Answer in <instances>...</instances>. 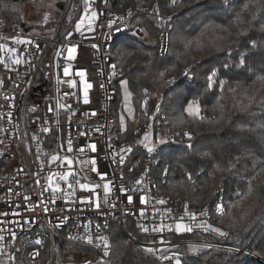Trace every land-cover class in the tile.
I'll return each instance as SVG.
<instances>
[{
    "label": "built area",
    "instance_id": "obj_1",
    "mask_svg": "<svg viewBox=\"0 0 264 264\" xmlns=\"http://www.w3.org/2000/svg\"><path fill=\"white\" fill-rule=\"evenodd\" d=\"M238 1L230 0V4ZM6 2L15 4L12 0H2L3 4ZM191 2L196 3L198 0H175V4L172 0H135L134 4L128 5L118 3L117 0H81L72 7L64 22L65 28L56 30L51 26L58 21L57 13H39L30 5L15 4L24 12L23 21L10 23L8 19L11 17L5 18L3 6H0V57L8 63L7 68L0 64V80L3 81L0 85V127L5 129L0 132V139L4 141L0 144V213H8L7 216L0 215V221H13L11 224H0V228L6 229L3 232L5 240L0 242V247L4 249L0 255V264H13L10 257L15 258L14 264H86L87 261L92 264H114L111 260L112 244L106 234L112 221H118L126 237L139 248L162 249L152 253L161 264H175L177 256L180 260L185 256L174 250L190 245H197L198 249L235 252L253 262L264 264L254 253L228 244L231 234L214 220L210 207L196 210L187 205L186 212L185 203L160 192L158 181L152 175V168L160 164L159 155L164 149L173 145L190 148L189 136L185 135L187 131L171 133L151 154L146 151L142 170L133 162L132 147V151L126 154L125 161L122 164L116 163L119 161L116 153H119L122 147L130 145L121 142L115 133L116 117L112 107L117 101V92L114 82L121 74L113 68L114 50L125 41H134L154 47L160 55H166L179 8L184 3ZM156 6H159L160 15L164 17L163 25L155 14ZM130 11L131 15H128ZM93 13H96L95 18ZM45 16L47 19H44ZM136 18L158 20V35L150 33L146 27L135 25ZM81 20L84 25L82 30L77 32L75 25ZM118 28L120 30H117ZM139 28L146 29V33L134 34ZM69 32L72 34L66 39ZM12 38L31 40L33 44H16ZM36 44H39V50L36 49ZM94 44L98 45V49L93 48ZM69 46L77 48L72 60L67 59ZM7 48L15 49L16 55L26 62L14 65L8 60L11 53L6 51ZM13 68L15 70H10ZM64 68H68L69 75L63 74ZM81 70H86L83 78L76 75ZM73 80L76 82L75 88L70 83ZM84 81L92 85L88 89L87 104L83 102ZM65 92L71 95L65 96ZM12 97L14 99H10ZM151 100L150 95H147L145 101ZM58 101L70 104L71 108L56 107ZM50 105L53 106L52 112L47 111ZM160 111L161 104L157 102L150 112L151 119L156 121ZM93 112L96 115H92ZM163 120L166 122L165 117ZM43 127L52 131L44 133L40 130ZM97 128H100L99 132L96 131ZM34 130L35 135L39 137L38 141L32 139ZM81 132L87 135H79ZM69 139L72 141L71 152L67 151ZM93 142L97 144L96 152H91L88 147ZM78 147H84V151H76ZM44 153L48 155L45 156ZM55 154L71 158L73 164L69 166L66 162L63 165L60 161L51 162L50 156ZM93 157L97 161L95 167L101 173H106L107 180L112 182L108 203L105 204L101 198L100 210L84 203H75L80 197L89 195L78 186L72 195H69L70 190L66 188L64 192L57 193L55 203H52V193L44 191L46 175L60 173L68 168L74 171L80 169L76 178L81 183L102 185L105 182L91 170ZM41 162L43 172L34 176V172H40ZM21 168L23 172L19 171ZM141 177L144 182L136 184L135 181ZM69 179L71 181L72 178ZM35 180H40V185H37ZM121 186L130 189L128 195L133 197L132 204H127L125 195L120 191ZM96 191L103 197L102 187ZM24 196H30L31 200L25 201ZM141 197L147 200L146 205L139 203ZM41 200L44 203H39ZM159 200L165 203L160 204ZM44 207L49 208L47 213H44ZM33 208L34 210H30ZM141 208L145 209L143 216L139 214ZM17 212L20 215H14ZM224 212L221 208L219 214L223 215ZM192 213L196 214V220L191 219ZM61 216L69 219L63 221L60 227H56V224L60 223L57 218ZM180 217L184 218L183 221L179 220ZM28 218H31V223L21 227L23 219ZM127 220H132L138 227L141 224L149 227L147 233L139 228L141 234L151 241L144 243L135 240L126 230ZM17 221L20 223H16ZM177 222L192 227V232L185 233L201 234L213 240H172V235H183L175 229ZM161 223L164 225L162 231H151L154 225ZM208 225L227 235L221 236L218 232H213ZM85 228H88V234L93 236L92 244L80 238L69 239V236L85 235ZM9 230L15 231V239L11 238ZM97 235L107 237L110 244L108 256L103 254L102 242L95 239ZM37 240L41 243L37 244ZM163 255L173 258L163 260L160 258Z\"/></svg>",
    "mask_w": 264,
    "mask_h": 264
},
{
    "label": "trees",
    "instance_id": "obj_2",
    "mask_svg": "<svg viewBox=\"0 0 264 264\" xmlns=\"http://www.w3.org/2000/svg\"><path fill=\"white\" fill-rule=\"evenodd\" d=\"M79 2L66 0L65 11L51 28H65L68 14ZM198 2L179 8L166 55L134 41H125L114 50L115 69L121 74L114 82L115 133L133 148V162L142 170L146 151L138 145V134L129 123L126 130L120 126V83L128 82L135 117L143 126L151 122L152 107L146 96L153 100L161 93V113L167 121L160 114L151 124L155 136L168 138L185 130L191 147L173 145L161 152L160 164L152 168L160 192L192 209L210 207L214 220L231 234L228 244L259 253L264 261V0H239L227 6L222 0ZM5 5L4 17L21 23L24 12L20 7L12 2ZM134 23L156 36L160 31L154 18H136ZM241 58L243 67L239 66ZM213 72L209 86L208 76ZM191 101L199 104V117L186 113ZM125 227L135 240L151 241L132 220ZM106 234L114 264H161L129 240L118 221L110 223ZM171 239L213 240L192 233ZM189 250V246L174 250L185 256L181 264H259L235 252L200 249L192 255Z\"/></svg>",
    "mask_w": 264,
    "mask_h": 264
},
{
    "label": "snow or ice",
    "instance_id": "obj_3",
    "mask_svg": "<svg viewBox=\"0 0 264 264\" xmlns=\"http://www.w3.org/2000/svg\"><path fill=\"white\" fill-rule=\"evenodd\" d=\"M106 2V0H105ZM223 4L225 6L229 5L230 4V0H222ZM172 3L175 4V0H172ZM0 6H3V7H7V5L3 4L2 3V0H0ZM155 14L157 16H159V20H160V24L163 25L165 23V20H164V17L160 15V9H159V6H156L155 8ZM87 15V14H85ZM128 15H131V11L128 13ZM96 16V13H93V18H95ZM44 19H47V16L44 17ZM169 19H171L169 17ZM237 22H241L240 20V17H237ZM81 24H83V20H81L79 23H77L75 25V31L77 32H80L81 31ZM111 23H109V27H111ZM117 30H120L119 28ZM146 33V29L144 28H139V29H136L134 34H137V33ZM71 32H69L67 34V36L65 37L66 39L70 38L71 36ZM14 40V42L16 44H25V45H31L33 44V41L31 40H27V39H20V38H12ZM253 46H255L253 44ZM36 49L39 50L40 46L39 44H36L35 45ZM93 48H97L98 49V45H93ZM76 46H69L68 48V56H67V59L68 60H72L74 59V54L76 53ZM7 52L11 53V55L8 57V60L12 61V63L14 65H21L22 63H25L26 61H24L20 56L16 55V50L15 49H12V48H7L6 49ZM0 64H3L5 66V68L8 67V63L7 61L0 57ZM239 66L240 67H243L244 66V60L243 58L240 59L239 61ZM113 68H115V65H113ZM10 70H15L14 68L13 69H10ZM63 74L65 76L69 75V70L68 68H64L63 69ZM187 75V73H185ZM76 75L80 76L81 78L85 77L86 75V70H81L79 72L76 73ZM215 76V72L211 73L209 76H208V81H209V86H211V83L213 81V77ZM71 83V86L73 88L76 87V82L73 80V81H70ZM122 84H127V81L126 80H123L121 81ZM3 84V81L0 80V85ZM92 85L90 83H88L87 81H84V92H83V102L85 104L89 103V99H88V89L91 88ZM101 87H103V85H101ZM65 96H69L71 95V93H68V92H65L64 93ZM10 99H14V97L10 98ZM15 105H10V107H14ZM192 102H189L188 104V110H191L192 109ZM56 107L58 108H71V105L70 104H62V103H59V101L57 102L56 104ZM47 111L48 112H52L53 111V106H48L47 108ZM10 113H9V117H10ZM73 115H75V113H73ZM92 115H96L95 112L92 113ZM39 119V118H37ZM121 120H123V117L121 116L120 117ZM42 132L44 133H48L50 131H52V129L48 128V127H43L42 129H40ZM5 129H3L2 127H0V132H4ZM97 132L100 131V128H97L96 129ZM79 135H87V133H79ZM186 136H189L188 133H185ZM191 137L189 136V139ZM32 139L33 140H39V137L37 135H35V130H34V133L32 135ZM144 141H146L147 143H145V147L147 149V152L149 154H151L153 151H154V145L152 144V141L149 139V136L148 135H145L144 137ZM160 143H164L165 141L164 140H160L159 141ZM4 141L2 139H0V144H3ZM89 149L91 152H96L97 151V144L95 142L91 143L89 146ZM189 147H191V145H189ZM73 149H72V141L71 139H69L68 143H67V151L68 152H71ZM76 151L78 152H83L84 151V147H78L76 149ZM132 151V148L131 146H127V147H122L119 151V153H116V155L119 156V161H116V163H120L122 164L125 159H126V154L127 153H130ZM45 156H47L48 154L47 153H44ZM207 155V154H205ZM37 160L39 161L40 160V155L38 154L37 155ZM50 161L51 162H56V161H60L61 162V165H63L64 162L67 163V165L71 166L73 164V160L67 156H61L59 154H55V155H51L50 156ZM97 161H96V158L93 157L91 158V164H92V171H95L97 173V176L100 178V180L102 181H105L102 185L97 183V184H94V185H91L89 183H81L79 179L76 178L77 175H79L80 173V169H76L75 171L72 170L71 168H68L66 169L65 171L63 172H60V173H52V174H49V175H46L44 177L45 179V182H46V187L44 188V191H50L52 193V200L51 202L52 203H55V197H56V194L57 193H61V192H64L65 191V188L66 189H69V195H72L75 193V190H76V187L78 186L80 190L82 191H87L89 193V195L87 196H82L79 198L78 201H76L75 203H84L86 204L87 206L89 207H93L95 208L96 210H100L101 208V198H103V201L105 204L108 203V198H109V195L112 191V187H111V183L110 181L107 180V174L106 173H101L99 171V169L97 167H95ZM236 163H239V157H237L236 159ZM19 171L23 172V169H19ZM229 171H231V169H229ZM43 172V162H41V165H40V172H34L33 175L34 176H39L41 173ZM72 178L71 181L69 178ZM189 179H191V175L189 174ZM144 181H143V178H138L135 183L136 184H142ZM35 183L37 185H40V180H35ZM62 183L64 184V186L62 187ZM103 188V197H101V194L98 193L96 191L97 188ZM120 191L125 195L126 197V202L127 204H132L133 203V197L131 195H128V192L130 191V189H127V188H124V187H120ZM131 191H135V189H131ZM23 199L25 201L27 200H31V197L30 196H24ZM39 203H44V201H40ZM139 203L141 204H147V200L144 198V197H141L140 200H139ZM158 203L160 204H164L165 201L163 200H159ZM36 206H39L38 204H36ZM113 207H115V205H112ZM30 210H34L33 209H30ZM66 210H71V209H66ZM77 211L79 209H76ZM43 211L44 213H47L49 211V208L47 207H44L43 208ZM169 212L171 211L170 209L168 210ZM185 211L187 212V205H185ZM139 214L141 216H143L145 214V209L144 208H141L139 210ZM204 213H201V215H203ZM0 215H4V216H7L8 213L7 212H2L0 213ZM14 215H20L18 212L17 213H14ZM58 221H60V223H57L56 224V227H60L62 222L69 219V217H58L57 218ZM183 217H180L179 220L180 221H183ZM191 219L192 220H196L197 219V216L195 213H192L191 214ZM4 223H8V224H11L13 223V221H0V224H4ZM16 223H20L19 221H17ZM28 223H31V218H28V219H23V223L20 224L21 227H23L24 224H28ZM198 226H201V225H198ZM139 227L142 229L143 232L147 233L149 232V227L147 226H144V225H139ZM169 227V230H171V225L168 226ZM207 227L211 228V230L213 232H218L221 236H226L227 234L224 233L223 231H220L219 229L217 228H212L211 225H208ZM164 228V225L161 223L159 225H154L152 228H151V231L153 232H156V231H162ZM96 229H97V232L99 231V226L97 225L96 226ZM175 229L177 231H180V232H192L193 229L191 226L187 225V224H184L182 222H177L176 225H175ZM6 229L4 228H0V242H3L5 240V236L3 235V232L5 231ZM84 233L85 235L83 236H77V237H72V236H69V239H73V238H80V239H84L87 241V243L89 244H92L93 243V236L91 234H88V228H85L84 229ZM9 235L11 236V238L15 239L16 237V233L15 231H10L9 230ZM96 240H99L102 242V247L104 249V256H108L109 255V252H108V249L110 247V244H109V241L107 239V237L105 236H102V235H97L95 237ZM163 242V241H161ZM37 244H40L41 241L40 240H37L36 241ZM101 245H97V247H100ZM190 250L195 252L198 250V246L197 245H190ZM147 252L149 253H156V252H159V251H162V249H159V248H147L145 249ZM3 251L4 249L2 247H0V255L3 254ZM257 255H259V253H256ZM38 255V253H37ZM161 259L163 260H171L173 257H170V256H167V255H163L160 257ZM10 259L13 261V264H14V260L15 258L14 257H10ZM86 264H92L91 261H87ZM175 264H181V260L178 258L175 259Z\"/></svg>",
    "mask_w": 264,
    "mask_h": 264
},
{
    "label": "rangeland",
    "instance_id": "obj_4",
    "mask_svg": "<svg viewBox=\"0 0 264 264\" xmlns=\"http://www.w3.org/2000/svg\"><path fill=\"white\" fill-rule=\"evenodd\" d=\"M15 4L20 5H30L34 7L39 13L45 12L44 14H58L61 15L64 10V6L66 3V0H12ZM84 24H81V30L83 28ZM55 29V28H54ZM120 94H121V107H120V117H123V120L120 119V126L123 130H126V124L129 123L134 128L136 133L138 134V145L140 148L147 151L146 147L144 146L146 141H144L145 135L149 136V139L152 141V144L154 145V149L158 147L161 143L160 140L166 141L165 137H161L160 135L155 138L154 137V130L151 124H153L154 120L151 119V115L149 116L151 119V122L147 123L145 126L140 125L138 120L135 117L134 108L132 104V94L129 89L128 82L127 84L120 83ZM153 100H151V107L153 109L154 105H156L157 102L161 101V93H158L156 97L152 96ZM192 102V101H191ZM192 109L188 110V105L186 107V113L190 116L199 117L201 114V109L198 103L192 102ZM161 120H163V117L166 118V115L164 113H161ZM159 116V114H158ZM167 121V118H166ZM179 234H184L185 232L178 231ZM200 249L193 252L189 250V252L192 255H196Z\"/></svg>",
    "mask_w": 264,
    "mask_h": 264
}]
</instances>
